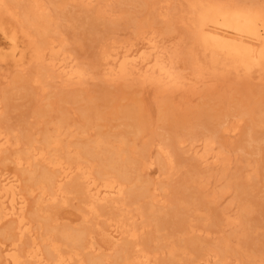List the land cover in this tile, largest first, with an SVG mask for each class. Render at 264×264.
I'll return each instance as SVG.
<instances>
[{
  "label": "bare ground",
  "instance_id": "1",
  "mask_svg": "<svg viewBox=\"0 0 264 264\" xmlns=\"http://www.w3.org/2000/svg\"><path fill=\"white\" fill-rule=\"evenodd\" d=\"M175 1L172 6V0H152L146 18L135 24L134 37L120 41L109 27L107 9L113 2L125 7L133 0H0V62L26 73L28 83L42 94L56 80L64 87L82 86L93 73L111 82L151 85L162 93L194 90L208 76L263 79L264 0ZM123 13L135 20L131 11ZM82 40L97 44L87 65L75 51ZM263 124V118L258 120ZM238 130L219 119L202 146L197 135L186 133L161 136L160 142L137 149L124 133L90 138L83 129L84 141H73L75 135L64 120L54 123L52 131L27 137L24 144L17 130L0 126V158L11 153L0 164V228H6L0 231V264H150L151 252L141 244L125 241L117 249L121 241L139 238L136 213L155 222L152 240L163 247V225L169 221L163 218V206L156 207V192L164 190L163 184L144 178V172L155 165L166 173L175 170L177 153L187 142L198 163H225V151H215V146L221 133L232 136ZM10 164L13 170L7 168ZM192 181L199 188L204 183L200 172ZM217 198L208 199L207 205ZM73 199L79 202L84 223L60 225L54 207ZM258 200L242 203L236 219L222 210L212 221L243 224L244 239L237 248L228 239L208 243L199 238L201 210L190 199L169 205L174 225L166 235H190L188 264L213 259L229 264L231 256L240 255L249 261L264 259V242L247 240L258 227L251 217L255 207L264 216V195ZM101 248L117 255H93ZM179 251L185 253L187 247H169L170 264H184Z\"/></svg>",
  "mask_w": 264,
  "mask_h": 264
},
{
  "label": "rangeland",
  "instance_id": "2",
  "mask_svg": "<svg viewBox=\"0 0 264 264\" xmlns=\"http://www.w3.org/2000/svg\"><path fill=\"white\" fill-rule=\"evenodd\" d=\"M172 1V6L176 5L177 2ZM133 2L134 4L125 7L113 2L107 9V19L111 21L109 27L120 41L134 37L135 24L146 18L152 0ZM91 5L97 7L96 2ZM123 11H131L135 20L130 21ZM180 32L178 30L172 34L169 43L174 42L173 38ZM1 41L0 38L2 47ZM96 45L91 40H84L82 44L75 46V51L82 57L85 65L92 62ZM181 66L184 67V64ZM185 67L184 72L189 74L188 65ZM0 107V126L17 130L22 144L29 136L37 137L45 130L52 131L54 123L60 120H64L70 128V134L75 135L71 139L73 141H84L83 129H87L86 136L90 138L99 134L124 133L137 149H142L152 141L155 144L160 142L158 140L161 136L186 133L197 135L200 140L198 144L202 146L209 129L217 120H226L229 127L238 126L236 135L221 133L215 146V151L220 148L225 151V163L223 160L198 163L195 153L189 150L191 143L187 142L186 147L177 153L175 170L166 173L160 170L159 165H155L144 172V178L163 184L164 190L156 192V207L163 206V218L169 221L163 225V247L159 246L162 243L156 244L152 240L156 234L155 222L136 213L139 238L123 240L117 249L125 241L141 244L151 252L150 264H170L169 247L172 244L187 247V252L179 251L178 257L183 258L184 264H188L190 235H166L172 231L170 224L174 225L167 213L170 204L175 207L186 199L195 201L201 210V217L197 218L200 230L196 234L199 238L208 243L228 239L232 247L237 248L244 239L243 224L223 222L213 225V219L222 210L228 211L231 220L236 219L241 213L242 203L250 198L259 201L264 195V124L258 125V120L264 119V77L239 81L234 76H208L194 90L162 93L151 85L132 81L111 82L99 73H93L82 86L64 87L61 80H56L42 94L38 87L28 83L26 73L18 71L13 64L0 62ZM151 151L154 156L157 155L155 146ZM10 154L3 153L1 165L3 159ZM7 168L13 170V165L10 164ZM195 172H200L203 177L204 183L200 188L192 181ZM213 197L218 198L207 205L206 201ZM32 206L35 207V204ZM189 207L193 208L194 205ZM54 210L60 225L77 227L84 223L77 199L64 207L56 206ZM251 217L258 227L247 234V240L260 245L264 242V216L261 215L259 206L255 207ZM5 229L3 226L0 231ZM93 255L114 258L117 251L109 254L101 248ZM209 264L220 263L213 259ZM229 264H264V259L249 261L241 255L231 256Z\"/></svg>",
  "mask_w": 264,
  "mask_h": 264
}]
</instances>
